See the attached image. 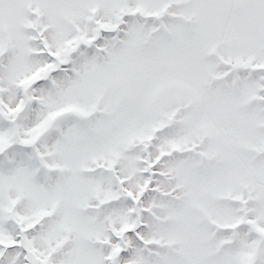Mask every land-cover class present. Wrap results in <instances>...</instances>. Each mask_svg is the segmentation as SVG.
Listing matches in <instances>:
<instances>
[{
	"label": "snow or ice",
	"instance_id": "snow-or-ice-1",
	"mask_svg": "<svg viewBox=\"0 0 264 264\" xmlns=\"http://www.w3.org/2000/svg\"><path fill=\"white\" fill-rule=\"evenodd\" d=\"M0 264H264V0H0Z\"/></svg>",
	"mask_w": 264,
	"mask_h": 264
}]
</instances>
